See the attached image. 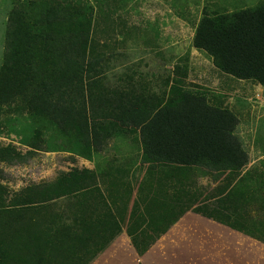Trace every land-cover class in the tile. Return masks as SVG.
<instances>
[{"label":"trees","instance_id":"trees-1","mask_svg":"<svg viewBox=\"0 0 264 264\" xmlns=\"http://www.w3.org/2000/svg\"><path fill=\"white\" fill-rule=\"evenodd\" d=\"M81 2H14L0 67V113L22 106L42 125L53 123L92 151L117 132L137 134L143 163L167 166L170 178L180 172L186 180L173 181L176 192L170 197L175 204L158 215L149 213L142 198L133 207L149 217L143 213L128 228L140 253L191 209L264 242V183H254L264 180V174L245 170L249 155L236 133L237 114L187 88L188 69L180 64L159 93L131 78L109 85L104 67L109 57L92 41L94 7ZM194 46L206 51L222 72L264 86V0L232 12L205 11ZM2 128L0 124V134ZM41 136L38 128L23 142L47 150ZM22 158L15 145L0 144V264L62 263L70 260L67 254L88 245L97 254L122 231L124 221L97 241L79 232L87 224L81 222L78 197L89 185L86 170L75 168L55 182L11 191L2 183L1 164ZM196 167L220 184L206 194L193 192L187 178ZM253 205L261 216L251 215ZM163 223L166 227L156 235L148 233L147 228Z\"/></svg>","mask_w":264,"mask_h":264},{"label":"rangeland","instance_id":"rangeland-1","mask_svg":"<svg viewBox=\"0 0 264 264\" xmlns=\"http://www.w3.org/2000/svg\"><path fill=\"white\" fill-rule=\"evenodd\" d=\"M15 1L0 0V67L4 62L8 16ZM81 1L94 7L92 41L99 53L109 57L104 66L109 85L115 86L131 78L159 93L164 82L173 75L175 65L186 66L187 88L205 94L211 104L227 107L237 114L240 122L236 133L249 155L245 170L264 174V86L222 72L206 51L194 46L196 27L205 11L232 12L254 6L260 0ZM0 124L3 127L0 144H13L23 155L21 160L1 164L5 172L2 183L11 191L33 183L55 182L81 167L80 156L92 153L74 134L60 132L53 123L47 127L42 125L22 106L3 108ZM38 128L47 150L34 149L23 142L25 138H32ZM128 138L120 133L113 144L119 150L130 146L137 155L141 149L139 136L134 134ZM124 150L121 151L124 153ZM139 158L135 160L138 162ZM195 177L193 182L204 194L217 184L215 177L203 170H198L197 175L190 174V178ZM254 183L259 186L264 180L260 177ZM251 208V215L261 216L256 211L257 205Z\"/></svg>","mask_w":264,"mask_h":264},{"label":"crops","instance_id":"crops-1","mask_svg":"<svg viewBox=\"0 0 264 264\" xmlns=\"http://www.w3.org/2000/svg\"><path fill=\"white\" fill-rule=\"evenodd\" d=\"M120 133L129 138L134 136L130 132H117L102 141L101 149L80 156L82 163L78 169L87 171L85 175L89 185L78 197L81 222L87 223L80 226V233L94 235L97 241L101 236L104 239L124 221L122 231L97 254H94V246H81L75 255L67 254L70 260L57 264H264V242L192 209L140 253L128 228L135 225V218L139 219L143 213L149 217L142 208L133 210L134 205L142 198L149 213L158 215L168 204L174 203L171 194L176 192L174 187L177 183L173 181L182 180L183 176L178 172L170 178L167 166L153 168L143 163L142 148L136 155L135 149L126 145L129 147L121 149L123 153L113 144ZM138 157L137 162L135 159ZM198 170L210 174L200 167L190 172L197 175ZM194 179L197 177L187 178L193 192L199 191ZM216 182V186L220 184L219 180ZM165 224L147 228L148 233L156 235L160 228L166 227Z\"/></svg>","mask_w":264,"mask_h":264}]
</instances>
